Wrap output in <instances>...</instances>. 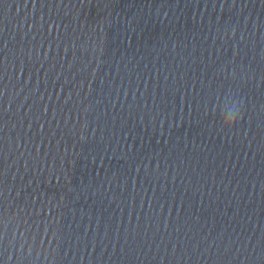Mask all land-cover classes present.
Instances as JSON below:
<instances>
[{"label": "clouds", "instance_id": "clouds-1", "mask_svg": "<svg viewBox=\"0 0 264 264\" xmlns=\"http://www.w3.org/2000/svg\"><path fill=\"white\" fill-rule=\"evenodd\" d=\"M240 116H241V113L239 111V108L236 107L229 114V116L222 121L223 129L226 131H230L233 128V126L236 124V122H237L238 118H240Z\"/></svg>", "mask_w": 264, "mask_h": 264}]
</instances>
